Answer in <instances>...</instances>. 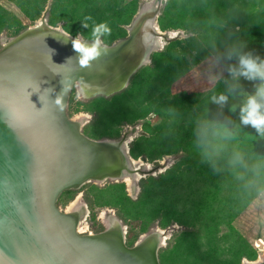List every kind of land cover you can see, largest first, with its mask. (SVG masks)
<instances>
[{
  "label": "water",
  "instance_id": "water-1",
  "mask_svg": "<svg viewBox=\"0 0 264 264\" xmlns=\"http://www.w3.org/2000/svg\"><path fill=\"white\" fill-rule=\"evenodd\" d=\"M140 13L141 10L127 38L108 45V52L93 61L90 68H80L71 40L63 42L68 33L62 29L63 34L46 31L7 49L3 45L0 201L5 199L9 207L19 203V209H3L0 203V217L7 216L18 246L27 257L17 261L0 249V264H160L159 251L151 256L136 245L129 247L126 235L124 240H117L100 237L104 232L80 234L71 216L57 206L59 196L67 189L98 178L107 180L136 172L130 163L135 160L130 146L125 155L107 143L118 140L87 137L68 115L67 105L71 88L79 85L81 78L99 91L109 90L95 96H111L124 90L146 60H151L157 34L152 18L142 22ZM44 21L47 27L59 29ZM36 26L37 23L9 39L8 44ZM70 57L73 59L66 62ZM62 80L67 95L61 108L53 101L62 91ZM155 171L152 168L146 174L154 175ZM121 177L108 180L119 182Z\"/></svg>",
  "mask_w": 264,
  "mask_h": 264
},
{
  "label": "rangeland",
  "instance_id": "rangeland-1",
  "mask_svg": "<svg viewBox=\"0 0 264 264\" xmlns=\"http://www.w3.org/2000/svg\"><path fill=\"white\" fill-rule=\"evenodd\" d=\"M168 2L169 0H0V51L9 39L16 37L28 27L35 26L36 23L37 26L42 24L45 19L49 25L62 29L73 37L82 33L85 38L90 37L93 23L106 22L112 32L105 39L114 40L115 35L122 34L124 30L127 31V35L129 34L130 26L143 5L147 12L158 9L156 25L159 26V20ZM192 5L189 16H201L203 9L199 5H202V2L197 1ZM195 7L200 8L196 11ZM86 16L92 18L89 21V29L82 27V21ZM50 18L59 22L50 24ZM129 18H131L130 24H123ZM190 20L191 18H188L183 22H175L169 16H164L163 24L166 30L158 28L162 33L160 32L161 35L156 37V42L161 38L162 48L155 50L152 55L154 53L166 55L158 56L157 62L151 57V60L137 71V73L141 69L152 71L157 68L156 63L164 67L162 88L155 90L143 104V110L140 108V112H111L107 110L109 104L106 102L127 90L137 73L133 75L124 90L111 96L99 95L87 98L80 93L78 84L71 88L67 113L75 118L73 121L76 120L75 122L81 125L84 135L95 140L98 137L118 140L131 147L141 136L151 138L152 133H156V126L170 114L166 105L169 97L174 95H182L184 98L182 100L194 107V115H201L198 107L203 105V100L199 95L213 90L220 81L229 76L228 68L212 53L211 48L226 46L230 49L234 41L229 34H217L214 39L200 41V47L190 45L189 39L194 36L193 26L189 25ZM220 22L225 28L227 20ZM125 38L116 39L112 44ZM171 42H173L171 47L174 48L172 52L182 51L177 58L166 53ZM98 97L105 99L96 103L95 99ZM102 106L104 107L100 108ZM148 112L150 115L145 117ZM163 142L165 140L154 143L156 149L154 161L149 160L147 156L136 160L138 164L134 163L133 168L138 170V175L135 179L129 177L130 184L124 179H122L124 182L94 180L84 184L80 189L71 191L77 193L67 206L71 207L74 204L75 208L81 211L78 224L86 229L84 234L95 235L106 232L108 230L106 219L113 216L126 232L127 245H131L134 239L133 246H135L143 236L154 231L160 232L162 236L160 247L158 246L160 264H224L238 238L246 241L251 247L250 251L245 250L242 253L244 256L241 264L252 263L258 259H262L264 263V191H260L245 207L239 208L233 220L223 219L219 222L212 242L205 235L206 232L199 222L192 218L187 221L181 220L183 215L193 216L190 208L194 206V195L189 188L177 184L178 189L175 192L171 191L167 199L162 202L142 200L145 188L147 190L149 186V183L144 185L143 181L147 182L149 178L158 179L168 169L179 165V169L184 168L181 163L186 158L185 153L158 155L162 151ZM152 168H156L154 175L146 174ZM139 171L143 172L139 173ZM63 201L65 197L59 199L58 205L64 208ZM188 231L199 235L198 245L202 251L213 248L210 252L211 256L202 255L201 250L196 251V245L191 247L187 242L184 245V234ZM233 231L237 235L231 237L230 233Z\"/></svg>",
  "mask_w": 264,
  "mask_h": 264
},
{
  "label": "trees",
  "instance_id": "trees-1",
  "mask_svg": "<svg viewBox=\"0 0 264 264\" xmlns=\"http://www.w3.org/2000/svg\"><path fill=\"white\" fill-rule=\"evenodd\" d=\"M197 1L202 2V5L199 6L203 9V13L199 17H190L189 11L193 8L192 4ZM189 2L191 5H187ZM200 7H195L194 10L197 11ZM164 16H169L175 22H183L191 18L189 25L193 26L194 36L189 39L188 43L190 45L200 47V41L202 40L214 39L217 34H229L233 38L234 45L243 43L246 45L243 51H250L253 55L264 59V0H169L159 20V27L166 30L163 24ZM221 20H227L225 25L227 28L221 25ZM56 22L59 21L49 19L50 24ZM130 22L131 18L123 24H130ZM201 22L203 23L201 24ZM126 36H128L127 31L124 30L122 34L115 35L114 40ZM108 40L105 39L109 45L114 41ZM172 43L169 44L166 53L177 58L182 51L172 52V49H174L171 47ZM211 50L226 68L237 63L235 57L232 59L227 58L229 49L226 46L211 48ZM160 55L166 54L154 53L151 57L153 61L157 62L156 58ZM156 67L152 71L141 69L132 78L131 86L127 90L106 101L109 104L107 110L117 113L140 112V108L143 110L142 106L148 98L154 94L155 90L162 88L161 84L163 83L165 70L157 63ZM225 81L231 82L230 75L220 81L213 90L199 95L203 100V105L198 107V112L201 113L200 116L194 115V107L192 104L188 105L187 102H184L182 95L170 96L166 105L170 114L161 124L156 126V133L153 132L151 138L141 136L130 147V154L133 158L141 159L147 156L152 161L155 160V141L161 143L165 140L161 144L162 151L158 154L160 156L178 152L185 153L186 158L181 163L184 168L179 169V165L168 169L158 179L149 178L147 182L143 181L144 185L149 183V186L147 190L145 188L142 200H149L153 203L162 202L167 199L171 191L175 192L178 189V185L189 188L191 194L194 195V206L190 208L193 216L183 215L181 220L187 221L192 218L199 222L211 242L215 239L219 222L223 219L233 220L237 210L245 207L262 191L258 184L249 182L250 173H245V169L234 168L228 163L233 147L242 150L246 159H250L253 154L264 156V139L256 136L255 129L250 126H241L242 131L239 133L237 140L228 145V151L223 153L217 160L215 168L202 159L199 148L195 143V130L199 120L208 119L221 122L230 120L233 124H239L238 107L236 111H230L233 105L240 103L241 98L239 96L235 100L232 96H229L228 102L223 106L213 103L210 99L214 94L221 92L227 94L228 84ZM240 84L246 92L251 93L254 91V82L241 78ZM104 99L105 97H98L95 101L100 103ZM149 115L150 112L144 116ZM96 139L103 138L98 137ZM242 173H244L243 178H241ZM184 235V245L187 242L191 247L196 245V251L201 250L198 245L200 238L197 233L188 231ZM235 235L237 234L234 231L230 233L231 237ZM227 236L229 237V234ZM134 242L133 239L131 245L128 244L129 247H133ZM245 250L250 251L251 247L246 241L238 238L229 251L224 264H241L244 256L242 253ZM212 251L213 248H207L202 251V255L211 256L210 252Z\"/></svg>",
  "mask_w": 264,
  "mask_h": 264
},
{
  "label": "clouds",
  "instance_id": "clouds-1",
  "mask_svg": "<svg viewBox=\"0 0 264 264\" xmlns=\"http://www.w3.org/2000/svg\"><path fill=\"white\" fill-rule=\"evenodd\" d=\"M91 19L90 16H86L82 21V27L89 29ZM111 32L112 29L108 23H93L89 38H85L82 33H78L75 38H72L70 34H64L63 42L67 43L71 40L72 48L78 54L76 60L80 68H90L93 61L108 52L109 46L105 38L110 36ZM245 47L246 45L239 43L228 50L227 58L235 57L237 63L228 68L231 82L225 81L228 84L227 94L221 92L210 97L213 103L223 106L228 102L229 96H232L234 100L239 96L241 98L240 103L230 108V111H236L238 107L239 124H233L230 120L221 122L203 119L198 122L195 130V143L199 148V154L214 168L221 155L228 151V145L237 140L242 131L241 126H250L255 129L258 138L264 139V59L253 55L250 51H243ZM72 59L70 57L66 62ZM241 78L254 82V91L246 92L241 87ZM61 84L63 85L62 91L56 95L53 102L62 108L63 98L67 95V86L64 80L61 81ZM79 84L80 93L83 94L89 85L83 78L80 79ZM48 90L45 89V91ZM50 90L54 91V89ZM228 163L234 168L245 169V173L251 174L249 182L258 184L264 191V156L253 154L250 159H246L242 150L233 147ZM243 176L244 173L241 174V178Z\"/></svg>",
  "mask_w": 264,
  "mask_h": 264
},
{
  "label": "bare ground",
  "instance_id": "bare-ground-1",
  "mask_svg": "<svg viewBox=\"0 0 264 264\" xmlns=\"http://www.w3.org/2000/svg\"><path fill=\"white\" fill-rule=\"evenodd\" d=\"M158 13H159L158 9H155L154 12H146V13H144V12H142V8H141V13H140V18L139 19H140V21L144 22V21H146L147 18H152V25L154 27V30H155L156 34L157 35H161L162 31H160L158 29V26L156 25V18H157ZM150 23L151 22H149L147 24H150ZM46 31L47 32L55 31L56 33L63 34V32L61 30H59V29H51V28L47 27L45 25V21H43L42 24H39L32 31H30L29 33L25 34L21 38L12 40L10 42V44L7 43L5 45V48L7 49L10 46L16 45L20 41L27 40L29 38H35V36H37L36 34L45 33ZM160 40H161V38H160ZM160 40L157 39V42H155V45H154V48L152 49V51H155L157 49H161L162 48V43H161ZM148 61H149V59L146 60L145 64ZM79 88H80V85H79ZM108 91L109 90L99 91V89H97V88H94L92 86H88L85 89L83 95L85 97L89 98V97L95 96L99 92L108 93ZM75 121H73V122H75ZM75 123L78 124L77 122H75ZM79 127H81V125H79ZM107 143L109 145L113 146L114 148H116L120 153H122V154L124 153L125 155L127 154V151L129 150V146H130V145L123 144L124 142H118V141H113V142L112 141H107ZM136 160H139V159H135L134 161H130V163L132 164V167H133L134 163H136V165L138 164V162ZM135 171H136L135 174L132 175V176H130L129 174H124V176L122 174H120L117 177H114V176L108 177V179L119 178L122 175L123 177H121V178L124 179V181L126 180L128 182V184H130L131 183V178L135 179V177L138 175V172H137L138 170L135 169ZM129 177H131V178L129 179ZM94 180H105V178L103 177V178H98V179H94ZM2 200H3V202L0 201V203L3 204L4 208L1 205H0V207H2L3 209L9 207L8 205H10V203L6 202L5 199H2ZM9 208H12V209H9L10 211H12V210L16 211V209L17 210L19 209V203H14ZM66 213L69 216H71V218L74 220V222H75V224L77 226L78 232L79 233H83V234L86 233V229L84 227H82L81 224H78L79 219L81 218V211L79 209L77 210L75 208L74 204L67 209ZM1 217H0V249L6 255L12 257L13 259H15L17 261H21L22 262L23 261V257L24 256L27 257L24 254L25 251L21 247L18 246V242H17V239H16L17 235L14 233L13 228L10 227V225H8L7 216H6L7 220L5 218H3V217L1 218ZM106 224L108 226V230L106 232H104L103 234H101L100 237H107V238H113V239H117V240H121V239L124 240L126 232L121 227L122 225L117 219H115L113 216H111L110 218L106 219ZM91 236H93V235H91ZM161 237L162 236H161L159 231H154V232H152L149 235L143 236L141 241L139 240L138 243L135 244L136 248L139 251H141L142 253H144V254L153 256L158 251V249L160 247L159 245L161 243ZM262 262H263L262 259H258L254 263L245 262L244 264H264ZM34 264H37V263H34Z\"/></svg>",
  "mask_w": 264,
  "mask_h": 264
},
{
  "label": "flooded vegetation",
  "instance_id": "flooded-vegetation-1",
  "mask_svg": "<svg viewBox=\"0 0 264 264\" xmlns=\"http://www.w3.org/2000/svg\"><path fill=\"white\" fill-rule=\"evenodd\" d=\"M80 85V84H79ZM74 119V118H73ZM86 184V183H85ZM84 185V184H83ZM83 185H80L79 187H77V188H71V189H67V190H65V191H63L62 193H61V195L59 196V198H58V200H57V206L60 208V209H62L63 211H67V209L69 208L68 206H67V203L71 200V199H73L74 198V196H75V194L77 193V192H75V193H73V192H71L72 190H76V189H80ZM65 194H67V195H65ZM61 197H65V201H63V204H64V208L63 207H60L59 205H58V201H59V199L61 198ZM67 197V198H66ZM66 207H68V208H66ZM65 208H66V210H65Z\"/></svg>",
  "mask_w": 264,
  "mask_h": 264
},
{
  "label": "crops",
  "instance_id": "crops-1",
  "mask_svg": "<svg viewBox=\"0 0 264 264\" xmlns=\"http://www.w3.org/2000/svg\"><path fill=\"white\" fill-rule=\"evenodd\" d=\"M142 12H144V13L147 12V11H146V7H145V5H143V7H142Z\"/></svg>",
  "mask_w": 264,
  "mask_h": 264
}]
</instances>
